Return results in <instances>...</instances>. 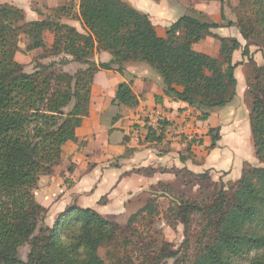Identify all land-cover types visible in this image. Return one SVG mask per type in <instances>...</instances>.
<instances>
[{
  "label": "trees",
  "instance_id": "1",
  "mask_svg": "<svg viewBox=\"0 0 264 264\" xmlns=\"http://www.w3.org/2000/svg\"><path fill=\"white\" fill-rule=\"evenodd\" d=\"M252 1L259 9L256 20H237L244 39L261 36L257 28L264 27V0ZM53 10L52 16L28 21L21 8L0 4V264H107L98 253L100 247H124L128 242L124 233L134 222L145 214L155 215L153 198L123 227L92 208L75 205L45 225L47 209L34 196L39 177L52 174L62 146L76 140V129L88 116L87 85L100 69L122 74L125 63L142 62L161 77L166 96L187 103L206 120L235 100L234 72L241 62L233 63L232 53L241 43L213 32L235 25L225 19L222 7V22L185 14L169 26L166 38L157 35L148 14L124 0H79L77 17L84 33L60 22L61 16L70 15L69 7ZM36 29L54 31L50 56L59 58L39 62L26 72L14 58L17 37ZM207 35L219 41L217 57L193 48ZM101 50L111 59L97 64L92 57ZM241 54L247 55V46ZM72 64L78 65L73 72L64 70ZM252 72L246 85L257 97L250 104L249 127L254 155L264 164V63L254 64ZM115 99L129 108L138 105L130 82L119 83ZM208 133V149H214L220 128L212 127ZM162 134L149 127L147 139L160 141ZM173 200L168 210L183 225L184 240L177 250L161 248L163 257L187 264H264V166L245 162L240 177L218 188L209 201L185 196ZM192 224L198 227L195 234ZM193 237L196 248L191 252ZM25 243L29 251L24 260L18 249ZM116 264L132 262L125 258Z\"/></svg>",
  "mask_w": 264,
  "mask_h": 264
},
{
  "label": "rangeland",
  "instance_id": "2",
  "mask_svg": "<svg viewBox=\"0 0 264 264\" xmlns=\"http://www.w3.org/2000/svg\"><path fill=\"white\" fill-rule=\"evenodd\" d=\"M197 1L200 4L199 2L203 0ZM207 1L210 6H214L211 14L215 15V18H219V21L221 20L219 6L222 4L225 19L235 23L231 27L224 28H227V34L238 36L242 42L241 48L237 50L239 55L238 61H236L241 62V64L236 67L234 72L236 80L243 83L242 90L239 87V91H242V96L240 99L235 97V100L225 106V108L217 109L210 113L209 121L208 118L206 119L208 122L202 120L199 112L196 110L191 111L181 124L177 123L171 116H168L169 120L164 124L162 123V125L172 130L171 135L162 134L161 141H153L154 143L150 141V143H147L148 145L146 144L144 136L145 130L149 127L147 118H142L144 119V125L142 126L141 123H138L136 119L127 113L130 118L123 126H128L126 138L130 142V145L125 148L123 157L126 159L130 156L135 157V153L138 151H148V149H154V153L156 154L159 152H169V158L164 163L161 161V166L163 164L167 166V176H163L162 178L164 179L158 180L157 177L159 175H156L157 177L155 179L150 180L148 185L139 189L134 197L125 203V209H119V211L112 210L113 212L111 211L103 215L124 227L129 217L136 213L146 203L148 198H153L157 207L154 216L150 217L145 214L139 217L132 225L134 231L131 229L124 233L128 240L127 244L122 243V245L126 244L124 247H100L98 253L107 264H116L118 260L125 258L130 259L132 264H148L147 261H156V264H187L184 260L176 261L174 257H163L161 253V248L163 247L172 251L177 250L184 240L183 225L179 221H175L171 212L168 210V207L174 202L173 199L179 196H185V198H194L200 202L209 201L218 188L222 186L228 187L237 180L236 177L238 174L236 171L239 170V163L241 164V169L245 162L251 166H264L254 155L248 119L250 104L257 97V93L248 89L246 85V79L250 80L253 77L252 68L254 64L261 65L264 63V43L262 42V38H264V27L259 26L257 28L258 33L262 32L261 36L257 37L256 34H253L248 39H244L239 33V27L237 25V20L240 17H250L255 21V14L257 16L259 9L252 0ZM216 2L218 7L215 4ZM2 3L6 2L0 0V4ZM66 6L71 10L69 16L75 18V13H73L75 7L74 1L70 0V2L66 3ZM192 13L212 21V16L208 13L204 14L202 11L194 10H192ZM44 14L52 16L56 13L53 9H47ZM53 38V30L50 32L30 30L18 35V50L14 58L23 65L24 71L32 72L39 62L48 63L51 60H57L59 58L50 56ZM244 46H247L246 56H242L241 54ZM107 55L110 56L109 53ZM77 67V64H72L64 67V70L73 72ZM198 71L204 74H212V72H204L203 69ZM132 109L130 108V110ZM183 111L180 109L178 113L182 114ZM217 126L220 128L221 144L218 143V145L221 147L217 150L215 157L213 158L212 156V160L204 163L206 157L212 153L207 148L210 142L208 131L210 128ZM151 130L153 129L151 128ZM155 132L158 133L159 131ZM122 133V131H118L114 133V137L121 140L123 137ZM222 155H225L223 157H226V160L228 159V163L220 166L219 164L222 161L219 158ZM180 157L190 159L193 162L197 158L199 161L195 162H199L202 165L200 167L201 169L198 168V170L194 169L195 171H190L187 167H176L174 161ZM151 158H153L152 162L150 161L151 164L149 163V167L144 168L142 172L144 175L150 174L152 170H155L154 168L157 171L165 170L163 167L153 168L151 165H156L153 162V160L156 161V158ZM135 171L138 170L136 168L131 170V172ZM198 171L200 173H196ZM232 171H235V173L230 174ZM203 173H206L207 177H200ZM135 180L137 181L136 178L129 179L126 180V183L127 185H131L135 183ZM55 217L56 215L48 213L44 224H52ZM197 228L195 224H192L191 233L195 234L198 231ZM195 248V237H193L190 242L191 252ZM28 251L29 245L27 243L18 249L19 255L24 260L26 259ZM142 258H146V260L141 261ZM243 264H248V262H243Z\"/></svg>",
  "mask_w": 264,
  "mask_h": 264
},
{
  "label": "crops",
  "instance_id": "3",
  "mask_svg": "<svg viewBox=\"0 0 264 264\" xmlns=\"http://www.w3.org/2000/svg\"><path fill=\"white\" fill-rule=\"evenodd\" d=\"M73 1L75 5L73 13H75L77 19L64 15L60 17V22L73 26L79 32L84 33L85 29L77 17L79 0ZM124 1L139 11L148 14L157 35L162 38L167 37V30L174 21L182 15L191 14L192 10L202 11L204 14L208 13L212 16V21L222 22V19L219 21V18H215V15L211 14L214 6H210L207 0L199 2L200 4L197 0ZM4 2L21 8L24 11L25 19L29 21L45 18L47 15L44 12L47 9L66 6V3L70 0H4ZM215 4L218 7L217 2ZM221 7L222 4L219 6L220 17ZM226 29L222 27L213 30V32L224 37H236L240 41L238 36L227 34ZM36 30L51 31L50 29ZM240 43L242 42L240 41ZM193 48L196 51L217 57L219 41L207 35L194 44ZM107 53L109 52L95 51L92 60L97 64L108 62L111 55L108 56ZM238 55L237 50L232 53V62L238 61ZM206 73L209 72L206 71ZM121 82H130L131 89L138 98V105L132 110L119 104L115 99L117 86ZM239 87L242 90L243 83L237 80L236 98L238 99L242 96ZM87 91L89 113L83 119L80 127L76 129V140L68 141L62 146L59 164L52 174L39 177L34 190L35 199L47 209V214L56 215L72 205L92 208L102 215L112 210L125 209V203L134 197L139 189L148 185L150 180L155 179L156 175H159L158 180L164 179L163 176H167V166L166 164L161 166V161L164 163L169 158V152L156 154L154 149L138 151L135 153V157L130 156L128 159L123 157L125 148L130 145L126 138L128 126H123L130 118L127 113L143 126L144 119L142 118L154 110H161L167 117L171 116L180 124L191 111L195 110L185 102L166 96L162 88L161 77L149 65L142 62L125 63L122 74L116 70H98L94 74L92 82L87 85ZM158 97L160 100H157ZM180 109L184 110L182 114L178 113ZM209 119L210 116L208 121ZM148 128L144 134L146 144L150 141L153 142V140L147 139ZM118 131L123 132L121 140L114 137V133ZM218 143L221 144V141H218ZM218 143L214 149H208L212 153L206 157L204 163L212 160V156L215 157L217 150L221 147ZM223 156L225 155L219 158L222 161L219 164L220 166L228 163V159L226 160V157ZM151 157L156 158V161L153 160L156 165H151L153 168L163 167L165 170L157 171L154 168L155 170H152L150 174L144 175L142 172L144 168H148L151 164L150 161L152 162L153 159ZM218 157L216 158L218 159ZM195 161L199 160L196 158ZM195 161L180 157L174 163L176 167H187L190 171H195L202 166ZM214 162L216 163V161ZM238 167L236 179L241 174L240 163ZM133 168L138 171L131 172ZM233 173L235 171L230 174ZM135 178L137 179L135 183L127 185L126 180Z\"/></svg>",
  "mask_w": 264,
  "mask_h": 264
},
{
  "label": "built area",
  "instance_id": "4",
  "mask_svg": "<svg viewBox=\"0 0 264 264\" xmlns=\"http://www.w3.org/2000/svg\"><path fill=\"white\" fill-rule=\"evenodd\" d=\"M146 118H147L148 126L152 128L154 131L161 132L162 130L163 134L171 135L172 130L169 127H164L162 125L163 122L169 120V118L164 112H162L161 110H154L151 111V113H149V115H147Z\"/></svg>",
  "mask_w": 264,
  "mask_h": 264
}]
</instances>
